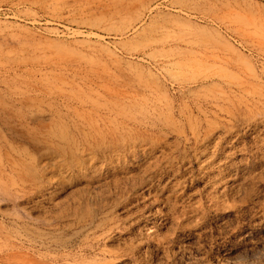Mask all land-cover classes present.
<instances>
[{"label": "rangeland", "instance_id": "obj_1", "mask_svg": "<svg viewBox=\"0 0 264 264\" xmlns=\"http://www.w3.org/2000/svg\"><path fill=\"white\" fill-rule=\"evenodd\" d=\"M0 264H264V0H0Z\"/></svg>", "mask_w": 264, "mask_h": 264}, {"label": "bare ground", "instance_id": "obj_2", "mask_svg": "<svg viewBox=\"0 0 264 264\" xmlns=\"http://www.w3.org/2000/svg\"><path fill=\"white\" fill-rule=\"evenodd\" d=\"M69 101V100H68ZM69 103H70V101H69ZM94 108V107H93ZM96 109V108H95ZM97 110V109H96ZM98 111V110H97Z\"/></svg>", "mask_w": 264, "mask_h": 264}]
</instances>
